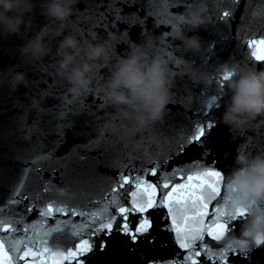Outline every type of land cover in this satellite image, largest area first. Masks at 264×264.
<instances>
[{"label": "snow or ice", "instance_id": "obj_1", "mask_svg": "<svg viewBox=\"0 0 264 264\" xmlns=\"http://www.w3.org/2000/svg\"><path fill=\"white\" fill-rule=\"evenodd\" d=\"M242 2L246 11L247 0L199 7L206 13L205 22L222 31L220 41L234 42L233 59L246 51L245 59L264 65V31L246 37L236 24L233 32ZM191 7L190 0H160L158 5L153 0H108L105 5L101 0L91 27H81L76 15L84 16L87 8L77 7L72 21L83 37L91 32L119 33L121 50L151 35L157 48L174 49L170 65L174 73L179 63L176 52L182 50L175 39L181 32L175 19ZM215 43L210 45L213 49ZM105 71L101 69L98 79ZM230 75L222 71L213 81L216 92L208 93L193 77L189 83L198 91L183 86L189 104L175 99L181 85L174 82L169 105L185 109L182 121L167 127L128 128L103 141L93 138L86 149L74 143L62 151L69 138L80 132L85 111L104 115V108L97 107L103 103L99 96L74 100L65 91H45L50 94L35 96L38 104L28 100L7 121L0 116V204L4 206L0 211L14 207L12 218L0 220V264H254L264 246L241 242L242 252L212 251L247 213L246 207L225 212L220 202L225 199L221 188L225 177L222 170L209 166L228 155L226 150L216 155L221 139L214 113L222 106L217 92ZM201 94L211 102L192 107L191 101ZM75 112L81 113L79 120ZM243 143L249 154L264 149L258 134L250 133ZM190 166L196 170H187ZM97 190L105 203L102 211H90L83 204L77 207L75 202ZM228 191L236 190L228 185ZM52 193L66 199H55ZM87 202L98 203L91 198ZM61 235L71 238L64 248L56 247Z\"/></svg>", "mask_w": 264, "mask_h": 264}, {"label": "water", "instance_id": "obj_2", "mask_svg": "<svg viewBox=\"0 0 264 264\" xmlns=\"http://www.w3.org/2000/svg\"><path fill=\"white\" fill-rule=\"evenodd\" d=\"M42 2L43 0H34V10L31 15L25 17L26 26L22 27L19 35H13L6 38L0 37V116H4L7 121L9 119V114L18 111L28 100H31L34 104H38L39 101L35 99V96L38 94L43 98L44 95L50 94L45 91H65L74 100L79 99L82 96L87 97L88 95H91L93 98L99 96L103 103L97 107L104 108V115L101 116L98 111H85L83 113L84 124L81 127L80 132L69 138L68 144L64 146L62 151L71 147L74 143L79 144L82 148L86 149L87 142H90L93 138L103 141L106 137L120 135L122 131L128 128L143 130L149 129L157 124H161L162 127H167L168 125L182 121L184 119L183 113L185 112V109L179 106L169 105L170 99L172 98L170 96V90L173 87L174 82H178L181 85V87L176 89L177 94L175 99L184 100L185 104H189L190 102L187 99L188 94L184 91L183 86L186 84L192 91H198V87H193V85L189 83L193 77L197 81V85L203 87L205 93L216 92V84L213 83V81L218 79L219 74L222 71L227 70L233 64L241 62L250 67L264 68V65H261L258 62H253L250 57L245 59V56H247L246 51L244 56L237 53L235 59H233L232 53L235 48L234 42H221L220 36L222 31L215 25H209L206 23L202 28L189 30L186 25L179 24L176 17L175 23L181 28V32L179 36L175 37V39L179 41L182 50L176 52V58L179 60V63L175 64V72L173 73V69L170 68V65L174 63L172 56V51L174 49L170 48L169 51L166 52L161 48H157L151 35L145 36L135 45L129 43L126 50H121L120 45L122 37L117 32L111 34H97L91 32L87 37L81 36L79 30L75 27L72 21L74 10L77 7L81 9L87 8L88 11L84 13V16L81 17L79 13H76V15L79 17L81 27H91V25L95 23L93 14L97 5L101 3V0H82V3H80V0H77V3L72 9L71 17L63 23L45 18L41 14ZM190 2L193 7L188 10L198 9L200 8L199 5H205L211 9L213 5L223 6L224 4H227L229 0H190ZM103 3L107 5L108 0H103ZM153 3L154 5H158L160 0H153ZM244 9L245 5L242 2L240 9L236 12L237 20L233 24V32L235 31L236 24L241 26V31L246 37L258 31H264V0H247V10L244 11ZM103 10V8L99 9V11ZM125 11L129 10L125 9ZM242 11H244V19L241 21L239 17ZM203 15L205 17L206 13L204 12ZM89 16H93V18H88ZM120 27L122 28L123 25H120ZM42 28L48 32V36H46L44 40L47 54L39 58L32 56L31 53L21 55L20 48L40 32ZM149 28L151 31V23L149 24ZM58 30L61 31L62 35L54 37L53 34ZM159 31L163 32V29H160ZM113 34L115 35V40L110 41L109 37ZM133 35L135 36V30L133 31ZM194 35L198 36L204 43V46L207 49L206 52L193 54L186 49V38ZM64 36L75 37L79 41V46L81 48H85L89 44H105V42L108 41L106 44V47L108 48L107 55L101 57L96 62L98 67L89 73V78L91 80L90 86L77 92L70 91L72 86L59 74L58 61L60 57L58 56L57 49ZM93 37H95V39H93ZM137 38L140 39L139 37ZM149 38L152 40V48L149 52V58L151 59V57L159 55L167 62L168 79L170 81V89L168 93L169 102L160 120L154 123L149 122L145 125H141L136 120L128 118L126 114L131 111L130 109H126L121 105H115L109 99V93L111 92L109 81L112 73L115 71L121 60L126 59L133 49L144 47ZM213 42H216L214 49L210 46ZM161 43H163V41H161ZM112 44H115V48H112ZM118 53L119 55H117ZM206 57L209 59H205ZM189 65H191V67H189ZM104 68H107V71H105L104 76L101 79H98V74L101 69ZM17 72H23L25 74L28 86L25 87L21 84L16 87L15 91H13L12 77L13 74ZM201 72H206L208 74V83H205L200 79ZM45 81H51V84L46 85L44 83ZM220 93L221 90L217 92L219 96ZM226 99L227 97L221 99L220 103L222 106L214 113L218 120L221 113L224 111V103ZM93 102H95V100ZM210 102L208 95L201 94L191 101V106L200 107L207 105ZM169 108H171V115H168ZM73 115L79 120L81 113L75 112ZM219 130L221 145L220 148H218L216 155L219 156L222 150H226L228 155L226 159L221 158V163L217 164L213 162L209 166L222 170L225 180L222 182L221 188L223 194H225L228 192V185L233 186L228 180V176L235 167L236 156L239 154L253 156L258 150H261L260 148H257L252 154L244 151V138L251 133L253 135L258 134L260 139H264V126L257 127L254 123H245L240 128H229L220 122ZM230 137L231 139H229ZM256 142L257 141L255 140L253 141V143ZM100 146L104 147L103 143ZM162 150L166 151V146ZM187 170L195 171L196 168L190 166ZM101 171L109 172L107 169H101ZM109 174L111 175L112 173L109 172ZM25 179L27 183V178ZM51 195L55 199H66L64 197H59L56 193H52ZM88 198H91L98 203L95 206L89 205L87 202ZM75 203L78 208L80 204H83L88 210L97 212L102 211L105 207V203L100 202L99 190L89 193L88 197ZM3 207L4 206L0 204V208ZM13 213L14 207L12 209L5 208L3 211H0V220L7 221L13 217ZM33 216H35V214H33ZM29 218L31 219L32 217ZM57 239L61 241V243L56 245L58 248H64L71 242L70 237H63L62 235L58 236Z\"/></svg>", "mask_w": 264, "mask_h": 264}, {"label": "clouds", "instance_id": "obj_3", "mask_svg": "<svg viewBox=\"0 0 264 264\" xmlns=\"http://www.w3.org/2000/svg\"><path fill=\"white\" fill-rule=\"evenodd\" d=\"M76 3L77 0H43L41 14L48 20L63 23L71 17ZM34 7V0H0V37L19 35L22 27L26 26L25 17L32 14ZM203 13L201 8L186 9L178 14L177 20L189 30L202 28L206 24ZM60 35L59 30L53 34L54 37ZM46 36L48 32L42 28L20 48L21 55L31 53L37 58L46 55ZM109 40H115V35L110 36ZM107 43L89 44L81 48L73 36H64L60 41L57 49L59 74L72 86L70 91L77 92L90 86L89 73L98 67L96 62L107 55ZM185 47L193 54L207 51L204 43L195 35L186 38ZM112 48H115V44H112ZM151 48L152 40L149 38L144 47L133 49L117 65L109 81V99L115 105L130 109L126 114L128 118L141 125L160 120L169 102L167 62L159 55L150 59ZM227 71L231 75L221 89V99H227L219 121L229 128H240L245 123L264 126V68L237 62ZM200 79L209 82L206 72L200 73ZM12 81L13 91L21 84L28 86L23 72L14 73ZM228 180L241 197L234 202L229 201V212L235 213L237 209L246 207L247 213L239 235L227 233L218 241V245L241 252L244 250L241 242L255 247L264 246V149L253 156L237 155Z\"/></svg>", "mask_w": 264, "mask_h": 264}]
</instances>
